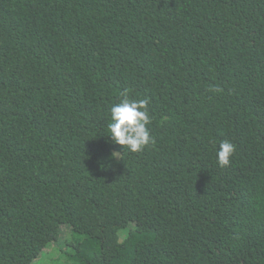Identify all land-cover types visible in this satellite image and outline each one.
<instances>
[{"label": "trees", "instance_id": "trees-1", "mask_svg": "<svg viewBox=\"0 0 264 264\" xmlns=\"http://www.w3.org/2000/svg\"><path fill=\"white\" fill-rule=\"evenodd\" d=\"M63 227L44 264H264V0H0V264Z\"/></svg>", "mask_w": 264, "mask_h": 264}, {"label": "clouds", "instance_id": "clouds-1", "mask_svg": "<svg viewBox=\"0 0 264 264\" xmlns=\"http://www.w3.org/2000/svg\"><path fill=\"white\" fill-rule=\"evenodd\" d=\"M119 103L110 108V122L106 134L113 144L122 146L125 151L136 153L142 151L146 146L154 142L149 125L151 117L149 114V100L130 99L127 92L122 93ZM235 152V144L229 140L220 142L216 150L217 163L226 167ZM119 153L113 152L111 158L115 159Z\"/></svg>", "mask_w": 264, "mask_h": 264}, {"label": "rangeland", "instance_id": "rangeland-1", "mask_svg": "<svg viewBox=\"0 0 264 264\" xmlns=\"http://www.w3.org/2000/svg\"><path fill=\"white\" fill-rule=\"evenodd\" d=\"M69 232L70 231L68 230V227H63V229H62V237H60V239L56 243H54V244L50 245L49 247H47L42 252L41 256L36 261H34L33 264H44V262L48 258H50L53 255H56L57 251L61 250L62 242H63L65 236H68ZM49 264H52V261H50Z\"/></svg>", "mask_w": 264, "mask_h": 264}]
</instances>
